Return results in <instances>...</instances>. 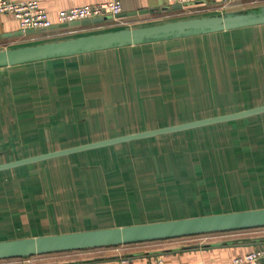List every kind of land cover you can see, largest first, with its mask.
Listing matches in <instances>:
<instances>
[{
	"label": "rangeland",
	"instance_id": "obj_1",
	"mask_svg": "<svg viewBox=\"0 0 264 264\" xmlns=\"http://www.w3.org/2000/svg\"><path fill=\"white\" fill-rule=\"evenodd\" d=\"M200 37L211 42L180 38L0 68V150L8 147L0 163L37 155L60 136L58 144L96 137L91 142L264 102V84L255 80L264 26L221 45ZM199 44L200 55L187 51ZM205 46L218 50L209 64ZM255 115L2 169L0 240L264 207V113ZM202 238L133 245L165 251Z\"/></svg>",
	"mask_w": 264,
	"mask_h": 264
},
{
	"label": "water",
	"instance_id": "obj_2",
	"mask_svg": "<svg viewBox=\"0 0 264 264\" xmlns=\"http://www.w3.org/2000/svg\"><path fill=\"white\" fill-rule=\"evenodd\" d=\"M196 3H200V1L189 2L186 5ZM172 6L181 7V4L175 3ZM135 13V11L132 13H120L116 15V17ZM108 18H111V16L105 15L63 22L51 25L49 29L99 22ZM261 24H264V4L242 10L196 15L153 24L121 27L69 36L61 39L2 48L0 49V67ZM27 31L34 32L36 29L31 28L27 29ZM12 34L11 32L4 33L5 36H10ZM263 112L264 104H260L233 112L121 134L2 162L0 163V170L99 146L150 137L216 122L239 119ZM257 226H264V207L0 240V259L25 257L71 249L128 244ZM211 246H213V244H193L173 247L168 250L173 252L191 249H207Z\"/></svg>",
	"mask_w": 264,
	"mask_h": 264
},
{
	"label": "crops",
	"instance_id": "obj_3",
	"mask_svg": "<svg viewBox=\"0 0 264 264\" xmlns=\"http://www.w3.org/2000/svg\"><path fill=\"white\" fill-rule=\"evenodd\" d=\"M98 1H103V0H38L39 4L45 8L48 17L52 21V25L59 24L58 13L60 10L67 9L73 5L88 4ZM119 1L121 3L120 13H132L133 11H135L136 13L130 15H121L115 18L111 17L99 22H90V23L79 24L74 26L50 28L47 30H36L34 32H29L27 31V29H22L19 20L14 15L10 13H0V49L32 44L46 40L61 39L64 37L75 36L89 32L102 31L106 29L141 26V25L153 24L168 20H174L178 18L196 16V15H205V14L220 13L224 11L242 10L251 7H257L259 5L264 4V0H213L210 2H200V3L190 4L181 7H173L172 6L173 4H170L167 0H119ZM257 26H264V24ZM255 27L256 26H253V28ZM250 28L252 27L247 26L238 29L225 30L223 32L221 31L217 33L198 35L195 37H183V39L187 38L185 39L187 40V42H184L186 45H190L198 42H201L203 43V45H205L206 43L211 42V40L208 41L202 40V37L200 36H208V38H211L212 40L214 39L224 40L226 39L225 37H231L232 35H236L238 33L247 32L248 30H250ZM8 32H11L13 34L10 36H5L4 33H8ZM178 40H180V38H178ZM220 40L218 42H220ZM162 42L169 43V46L179 45L177 44L178 42L177 39H171V40L143 43L137 45H127L112 49L82 53V54L65 56V57L50 58V59L39 60L34 62L50 64L51 62L58 63L61 61L65 63L66 60L72 58L83 59L88 56H98L106 52H112L116 49L122 50L129 47L137 48V46H149L150 44H154V45L163 44ZM200 46L201 44H199V46L196 47L197 48L196 50L189 48L187 49V51H193V52L197 51L198 49H201ZM206 49H208V46H205V50ZM180 51H183V48ZM260 62H262V60ZM9 67L14 68V66H5L0 68H9ZM263 67L264 66L261 65L259 70L255 73V80L256 78L259 79L257 82L260 83L261 89L264 84ZM260 104H264V102L255 104L254 106ZM213 113H219V112H213ZM263 113H259L256 115H261ZM199 117L201 118L208 117V115L207 116L199 115L198 118ZM156 127H160V125ZM152 128L138 127L123 132L122 131L117 132L116 134L131 133V132H136L145 129H152ZM62 137L63 140H65V136H60L55 141V143L57 144H51L52 141H50L49 145L46 148H42V146H40L41 149L35 153H40L44 151L47 152L48 150H53L56 147H60V148L69 147V146L81 144L82 142L86 143V141L91 139H96V137L95 138L93 137L87 139L81 138L78 140L77 136H75L76 138L73 141H70L66 144H58L60 142V138ZM101 138H105V137L101 136ZM50 139L54 140L51 137ZM6 150H8V147H3V149L0 150V154L2 153V151H6ZM29 155H33V154H29ZM156 220L159 221L161 219H156ZM217 237L219 238L218 240L206 242L208 244H213V246L207 249H191V250L172 252L169 251L168 249L173 247H168L164 251L166 247H164L163 249H152V248L142 249V247H137L129 243V244H120L116 246H102V247H94L89 249H79L74 251H60V252L37 254V255H32V257H14L8 259H0V264H89L93 262H98V264H150L152 258H154L156 255L162 256L164 261L163 264H227L233 257L237 255H242L248 251L263 246L264 227L221 232L218 233Z\"/></svg>",
	"mask_w": 264,
	"mask_h": 264
},
{
	"label": "built area",
	"instance_id": "obj_4",
	"mask_svg": "<svg viewBox=\"0 0 264 264\" xmlns=\"http://www.w3.org/2000/svg\"><path fill=\"white\" fill-rule=\"evenodd\" d=\"M170 4L179 3L186 6L189 2H210L213 0H167ZM121 12L119 0H103L94 3L73 5L67 9H62L58 13L59 23L82 20L97 16L110 15L115 18ZM0 13H10L14 15L20 23L22 29L47 30L52 25V21L44 7L38 0H0ZM200 243L207 241V235H202ZM199 236V237H202ZM32 257V256H25ZM161 255L152 258L150 264H163ZM89 264H98L93 262ZM227 264H264V245L242 255L233 257Z\"/></svg>",
	"mask_w": 264,
	"mask_h": 264
},
{
	"label": "trees",
	"instance_id": "obj_5",
	"mask_svg": "<svg viewBox=\"0 0 264 264\" xmlns=\"http://www.w3.org/2000/svg\"><path fill=\"white\" fill-rule=\"evenodd\" d=\"M261 25H263V24H261ZM254 26H257V25H254ZM249 27H253V26H249ZM242 28V27H241ZM114 29H116V28H114ZM236 29H238V28H236ZM106 30H110V29H106ZM102 31H105V30H102ZM225 31V30H224ZM96 32H98V31H96ZM218 32H221V31H218ZM89 33H91V32H89ZM213 33H217V32H213ZM84 34H87V33H84ZM208 34H211V33H208ZM203 35V34H202ZM195 36H198V35H195ZM195 36H188V37H195ZM65 38V37H64ZM183 38V37H182ZM178 39V38H177ZM171 40V39H170ZM217 44H223L222 42H221V40H220V42H218ZM204 49H205V47H204ZM201 51H202V49H198L197 51H190L189 53L190 54H196L197 56L198 55H200V53H201ZM205 51H207V53H206V61L208 62V64H209V58H212L213 56H216L217 55V53L216 52H218V50L217 49H215V48H213V47H211V46H208V49L207 50H205ZM65 57V56H64ZM57 58V57H56ZM17 65H19V64H17ZM12 66H15V65H12ZM1 67H5V66H1ZM216 94H217V91H216ZM216 94H215V96H216ZM217 97H218V94H217ZM254 106V105H253ZM240 109H245V108H240ZM238 110V109H237ZM232 111H234V110H232ZM220 114L222 113L223 114V112H219ZM219 113H213V114H219ZM226 113H228V112H226ZM212 116V115H211ZM256 116V115H255ZM160 126H164V125H160ZM126 134V133H125ZM161 135V134H160ZM159 135V136H160ZM166 135V134H165ZM259 227H264V226H257V227H248V228H239V229H232V230H225V231H218V232H208V233H201V234H195L196 236H202V235H207V234H212V233H221V232H229V231H235V230H241V229H251V228H259ZM188 236H193V235H188ZM179 237H183V236H179ZM174 238V237H173ZM164 239H168V238H164ZM160 240V239H159ZM149 241H152V240H149ZM143 242V241H142ZM129 244V243H128ZM130 244H133V243H130ZM116 245H120V244H115V245H107V246H116ZM102 247V246H101ZM91 248H94V247H91ZM82 249H89V248H82ZM74 250H79V249H71V250H65V251H74ZM30 256H32V255H30ZM14 258V257H13ZM4 259H8V258H4Z\"/></svg>",
	"mask_w": 264,
	"mask_h": 264
}]
</instances>
